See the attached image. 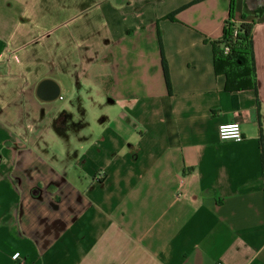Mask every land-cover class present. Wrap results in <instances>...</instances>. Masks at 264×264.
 Wrapping results in <instances>:
<instances>
[{
    "label": "crops",
    "instance_id": "0c3cea01",
    "mask_svg": "<svg viewBox=\"0 0 264 264\" xmlns=\"http://www.w3.org/2000/svg\"><path fill=\"white\" fill-rule=\"evenodd\" d=\"M229 2L0 0V264H264V12L229 92Z\"/></svg>",
    "mask_w": 264,
    "mask_h": 264
},
{
    "label": "trees",
    "instance_id": "16d2710c",
    "mask_svg": "<svg viewBox=\"0 0 264 264\" xmlns=\"http://www.w3.org/2000/svg\"><path fill=\"white\" fill-rule=\"evenodd\" d=\"M234 6L235 0H230L229 16L224 23L222 35L210 41L215 72L225 75L224 90L229 92L251 89L255 86L252 31L256 19L264 12V0H244L245 15L247 12L254 15L251 21L239 23L234 21ZM167 17L174 19L172 14ZM224 46L229 48L226 53Z\"/></svg>",
    "mask_w": 264,
    "mask_h": 264
},
{
    "label": "built area",
    "instance_id": "2783aa9c",
    "mask_svg": "<svg viewBox=\"0 0 264 264\" xmlns=\"http://www.w3.org/2000/svg\"><path fill=\"white\" fill-rule=\"evenodd\" d=\"M224 52H228L229 48L224 46ZM61 98V96H60ZM217 134L220 139H234L239 140L242 137L239 121H231L220 123L217 127ZM18 252L13 253V257H16Z\"/></svg>",
    "mask_w": 264,
    "mask_h": 264
}]
</instances>
